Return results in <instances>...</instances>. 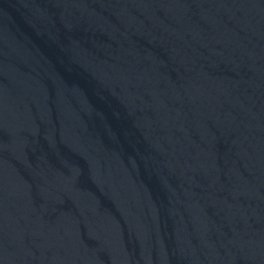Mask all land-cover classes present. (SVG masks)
<instances>
[{
    "label": "water",
    "instance_id": "95a60500",
    "mask_svg": "<svg viewBox=\"0 0 264 264\" xmlns=\"http://www.w3.org/2000/svg\"><path fill=\"white\" fill-rule=\"evenodd\" d=\"M0 264H264V0H0Z\"/></svg>",
    "mask_w": 264,
    "mask_h": 264
}]
</instances>
